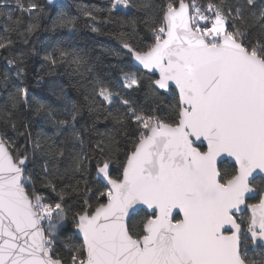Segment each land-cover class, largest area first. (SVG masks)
<instances>
[{"label":"snow or ice","instance_id":"6c2138e0","mask_svg":"<svg viewBox=\"0 0 264 264\" xmlns=\"http://www.w3.org/2000/svg\"><path fill=\"white\" fill-rule=\"evenodd\" d=\"M53 3L0 0V264H264V0Z\"/></svg>","mask_w":264,"mask_h":264},{"label":"trees","instance_id":"16d2710c","mask_svg":"<svg viewBox=\"0 0 264 264\" xmlns=\"http://www.w3.org/2000/svg\"><path fill=\"white\" fill-rule=\"evenodd\" d=\"M41 3H44V0H40ZM102 0H67L66 2L60 3L68 6L66 10L70 11L72 15H77L76 5H99ZM58 5V4H57ZM56 5L48 6L55 7ZM78 30L76 32V37L79 38L80 45L86 46L90 51L95 49L96 55H99V52L102 49L106 48H118V42L112 38L110 35H100L93 33L89 27H87L86 19L81 15L78 19ZM46 39L52 40L50 34H43ZM36 47H40V42H36ZM6 55V53L0 52V56ZM102 62L98 63L96 67V72L101 76H108L114 78L119 75L118 70L115 68L116 60L112 57L105 56L101 57ZM44 65V61L37 57L30 62V72L31 70L39 71ZM125 65H121L124 67ZM0 67H2V61H0ZM57 76L55 77L64 85V87L69 91L70 96L75 100L82 99L79 92L74 87L77 83L78 77L73 72V69L69 66H60L56 70ZM35 87V85H32ZM39 91V89H37ZM85 118H87L85 114Z\"/></svg>","mask_w":264,"mask_h":264},{"label":"water","instance_id":"95a60500","mask_svg":"<svg viewBox=\"0 0 264 264\" xmlns=\"http://www.w3.org/2000/svg\"><path fill=\"white\" fill-rule=\"evenodd\" d=\"M67 0H54V3L52 5H57V4H60V3H63V2H66ZM50 5V6H52Z\"/></svg>","mask_w":264,"mask_h":264}]
</instances>
